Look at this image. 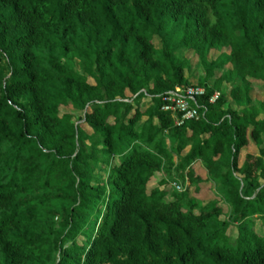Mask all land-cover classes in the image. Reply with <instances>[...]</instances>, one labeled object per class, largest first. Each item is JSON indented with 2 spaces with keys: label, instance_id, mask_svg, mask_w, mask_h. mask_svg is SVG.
I'll return each instance as SVG.
<instances>
[{
  "label": "trees",
  "instance_id": "16d2710c",
  "mask_svg": "<svg viewBox=\"0 0 264 264\" xmlns=\"http://www.w3.org/2000/svg\"><path fill=\"white\" fill-rule=\"evenodd\" d=\"M0 264H264V0H0Z\"/></svg>",
  "mask_w": 264,
  "mask_h": 264
},
{
  "label": "built area",
  "instance_id": "2783aa9c",
  "mask_svg": "<svg viewBox=\"0 0 264 264\" xmlns=\"http://www.w3.org/2000/svg\"><path fill=\"white\" fill-rule=\"evenodd\" d=\"M205 88L197 85H190L185 87H175L174 90L167 91L162 97L161 110L169 112L175 118V125L181 126L186 121L198 120L202 115L201 108L205 109L203 105L198 104V98L205 95ZM220 96L219 91H215L208 99L209 103H214ZM172 185L181 191L182 188L177 183Z\"/></svg>",
  "mask_w": 264,
  "mask_h": 264
},
{
  "label": "crops",
  "instance_id": "0c3cea01",
  "mask_svg": "<svg viewBox=\"0 0 264 264\" xmlns=\"http://www.w3.org/2000/svg\"><path fill=\"white\" fill-rule=\"evenodd\" d=\"M246 154H253V155L256 154L255 146L252 143H250L247 147L243 148V150L241 151V153H240V162H242L244 160ZM196 162L197 163H195L194 166H196V167L199 166V168L195 167V169L197 171V174L205 176V174H206V173H204V172H206L205 169H203V167H200L201 163L199 161H196ZM201 171H203V172H201ZM208 185H206V186L204 185V187L202 189V192H201V195H198L196 197L201 198V199L202 198L204 199V198L208 197V195H209V193L207 192L208 187H209ZM193 190H194V187H190V193H192ZM210 197L211 196H209V198Z\"/></svg>",
  "mask_w": 264,
  "mask_h": 264
},
{
  "label": "rangeland",
  "instance_id": "374dc122",
  "mask_svg": "<svg viewBox=\"0 0 264 264\" xmlns=\"http://www.w3.org/2000/svg\"><path fill=\"white\" fill-rule=\"evenodd\" d=\"M198 73L200 74V73H202V71L199 69ZM198 73H197V74H198ZM191 80H192V81H195V78H193V79L191 78ZM257 94H258V95H261L260 93H257ZM101 166H103V165H101ZM201 172H203V171H201ZM204 173H205V172H204ZM204 173H203V174H204ZM209 196H212V195L209 194L208 197H207V199L209 198ZM256 230H259V223L256 225Z\"/></svg>",
  "mask_w": 264,
  "mask_h": 264
}]
</instances>
